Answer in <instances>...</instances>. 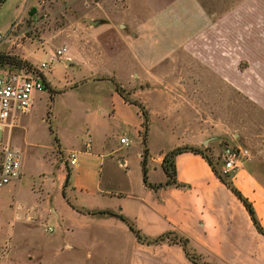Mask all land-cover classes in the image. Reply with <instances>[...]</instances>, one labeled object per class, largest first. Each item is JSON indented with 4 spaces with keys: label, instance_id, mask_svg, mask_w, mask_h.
<instances>
[{
    "label": "crops",
    "instance_id": "1",
    "mask_svg": "<svg viewBox=\"0 0 264 264\" xmlns=\"http://www.w3.org/2000/svg\"><path fill=\"white\" fill-rule=\"evenodd\" d=\"M90 1L83 3L95 13L87 12L76 29L69 25L60 45L67 47L64 64L74 66L67 86L109 89L111 98L96 104L95 115L85 110L101 129L92 132L87 125L85 137L65 139L50 125L54 143L45 166L30 144L1 141L21 150L22 171L0 191V211L10 210L0 264H83L75 253L90 256L92 246L108 250L110 264H264V234L205 157L176 153V183H166L162 168L168 151L209 139L205 120L213 113L215 91H264V0ZM86 60L96 67L83 65ZM241 60L248 65L240 67ZM45 80L51 97L67 88L55 90ZM116 84L146 110L145 141L139 106L126 101ZM123 105H134L136 117ZM118 120L127 132H113ZM153 120L164 133L155 148L148 137ZM123 135L126 145L119 141ZM143 156L148 181L161 185L143 181ZM244 163L229 179L264 228V184Z\"/></svg>",
    "mask_w": 264,
    "mask_h": 264
},
{
    "label": "rangeland",
    "instance_id": "2",
    "mask_svg": "<svg viewBox=\"0 0 264 264\" xmlns=\"http://www.w3.org/2000/svg\"><path fill=\"white\" fill-rule=\"evenodd\" d=\"M83 1L3 0L0 3V32L4 35V39L0 41V53L13 57L15 60H23L30 65H37L40 61L46 60L49 48H55L65 41L64 33L69 25L76 29L81 24L80 20L87 19L85 17L87 12L95 13L93 5L90 3L85 6ZM90 2L95 3L93 0ZM32 7L34 11L29 13ZM14 22L16 26L10 33V27ZM82 64L91 66L93 69L96 67L94 61L90 60L83 61ZM247 65L248 61L241 60L240 67ZM260 65H264V62L261 61ZM73 69V65H65L64 60L60 58L44 69V75L50 84L55 86L53 89L60 90L68 85L67 80L71 77ZM102 84L105 85L106 82ZM95 86L97 83L81 84L76 87L67 86L53 97L50 96V90L46 87L34 98L30 110L19 115L14 126L0 129V141L8 140L20 148L23 144H30L33 156L39 159L43 166L48 165L49 162L44 157L46 152L50 153V146L54 143L50 125L52 130L65 139L85 137L87 125L92 132L101 129L100 124L94 119H87L88 113L85 110H91V113L95 115L96 104L108 101L111 96L106 86L103 90L96 89ZM255 99L264 103V91L242 92L233 86L230 87L229 92L215 91L213 113L212 115L208 113L205 120L209 128L205 135L209 139L201 143L199 147L211 157L217 170L221 165L220 153L225 145L238 144L246 147L249 157L244 164H248L264 184V106ZM122 107L126 113L135 116L134 105ZM150 126L148 137L152 147L155 148L162 143L163 125L158 120H153ZM111 129L120 134L126 131V125L118 120L111 124ZM147 129L148 121L146 131ZM132 133L134 135V132L130 134ZM157 176L159 175L155 174V177ZM224 178L231 182L229 176ZM3 186H0V191ZM27 190L28 186L25 185L23 191ZM55 199L57 202V195ZM9 211L4 206L0 211V246L8 242ZM56 230L55 227L54 232ZM75 254L83 259V264H110L108 250L100 246H92L90 256L85 255L83 251ZM63 255L62 253L61 256Z\"/></svg>",
    "mask_w": 264,
    "mask_h": 264
},
{
    "label": "built area",
    "instance_id": "3",
    "mask_svg": "<svg viewBox=\"0 0 264 264\" xmlns=\"http://www.w3.org/2000/svg\"><path fill=\"white\" fill-rule=\"evenodd\" d=\"M16 23H12L10 33L15 28ZM4 35L0 32V41ZM67 47L65 44L52 50L46 60L40 61L37 65L19 64L16 61H0V129L12 127L16 124L20 114L25 113L31 106L33 94L36 91H43L47 87L44 69L49 67L54 61L65 60ZM119 141L128 144V137L123 135ZM90 139L86 142V145ZM1 143V141H0ZM0 186L8 184L21 175L22 152L18 147L9 143L0 146ZM249 157L246 147L241 145L227 144L220 153L219 172L224 176H230L244 160ZM76 162L75 153L68 157V164L74 165ZM46 230L52 231V226H47Z\"/></svg>",
    "mask_w": 264,
    "mask_h": 264
},
{
    "label": "trees",
    "instance_id": "4",
    "mask_svg": "<svg viewBox=\"0 0 264 264\" xmlns=\"http://www.w3.org/2000/svg\"><path fill=\"white\" fill-rule=\"evenodd\" d=\"M3 0H0V3L2 2ZM16 61L18 62L19 64H27V62L23 61V60H20V59H16L13 58V57H10L8 55H4V54H1L0 53V61ZM28 65V64H27ZM116 89L117 91L121 94V96L126 100V101H129V102H132V103H135L139 106L140 110H141V113L143 114V123L142 125L145 127V130L143 131V140L145 141L146 140V128H147V121H148V117H147V112L146 110L144 109L143 105L138 102L137 100L135 99H132L130 98L126 92H124V90L118 85L116 84ZM51 129V127H50ZM183 150H191L195 153H199L201 154L203 157H205L207 159V161L209 162V164L211 165L213 171L217 174V176L221 179V181H223L227 186H229L232 191L243 201L246 209L248 210L250 216H251V219L253 221V223L255 224V226L257 227V229L264 234V228L261 226V224L259 223L257 217H256V214H255V211L253 209V206L251 204V202L245 197L242 195V193L235 187L231 184V182L225 180V176L222 175L219 170H217V168L215 167L211 157L209 155H207L203 149H201L199 146H193V145H181V146H177L175 148H173L172 150L168 151L167 153H165V155L163 156V159H162V168L163 170L165 171L166 175H167V179H166V183H169V182H173V183H176V170H175V165H174V155L180 151H183ZM146 151V149H145ZM146 166H145V159H144V156L142 158V178H143V181L146 183V184H149L150 186H153V187H156V186H159L161 185L162 183H150L147 179V174H146ZM66 181H67V178H66ZM102 212H108V213H112V211L110 210H105V211H102ZM130 227L135 231V234L137 235V237L140 238V233L137 229H135L131 224H130ZM158 238H162V235H160ZM157 238V239H158ZM183 245L185 246V241L183 242ZM186 253L187 255L189 256V258L195 262H197V254L195 253H191L189 252L188 250H186ZM202 264H211V263H208V262H202Z\"/></svg>",
    "mask_w": 264,
    "mask_h": 264
},
{
    "label": "water",
    "instance_id": "5",
    "mask_svg": "<svg viewBox=\"0 0 264 264\" xmlns=\"http://www.w3.org/2000/svg\"><path fill=\"white\" fill-rule=\"evenodd\" d=\"M34 11V7H32L29 11V13H32Z\"/></svg>",
    "mask_w": 264,
    "mask_h": 264
}]
</instances>
